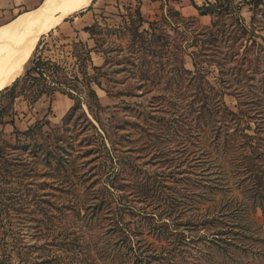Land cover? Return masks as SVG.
<instances>
[{
	"label": "rangeland",
	"instance_id": "1",
	"mask_svg": "<svg viewBox=\"0 0 264 264\" xmlns=\"http://www.w3.org/2000/svg\"><path fill=\"white\" fill-rule=\"evenodd\" d=\"M181 2L140 10L92 0L41 35L27 57L52 62L39 68L58 82L54 92L31 93L45 80L29 64L16 89H6L14 79L0 91L8 264H19L16 243L44 233L78 238L81 264H113L100 247L118 238L114 220L135 223L147 213L194 237L185 252L192 264H264V0H221L216 27ZM168 5L183 21L167 15ZM90 11L94 22L83 26ZM80 27L83 40L74 34ZM174 184L183 194L172 204ZM61 255L52 264H79Z\"/></svg>",
	"mask_w": 264,
	"mask_h": 264
},
{
	"label": "trees",
	"instance_id": "2",
	"mask_svg": "<svg viewBox=\"0 0 264 264\" xmlns=\"http://www.w3.org/2000/svg\"><path fill=\"white\" fill-rule=\"evenodd\" d=\"M190 1L193 6L197 8L199 14L211 16V27L217 26V23L220 21L221 14L226 10V8L223 7V3L220 2L221 0H213V2L208 0L203 6H198L193 0ZM167 10V15L169 14L170 16L176 17L179 22L183 21L179 13L173 7L168 5ZM228 14H230V12ZM235 23L239 24L243 31L247 30L239 15L235 16ZM202 29L206 30L207 33H210L208 30L211 28L203 26ZM48 30H46L43 34H45ZM252 42L255 41L252 40ZM198 53L199 52L192 53L194 58L193 65L195 68L198 67V62L195 60ZM40 62L42 65L52 64L49 59L44 60L40 55L29 58L25 63L29 64L26 67L27 72L34 70L40 79L45 80V89L31 90V93L35 97H39L46 92H52L55 90L54 86L58 83L57 81L51 79L50 75H47L39 68ZM21 79L22 77H18L9 87H6V89L13 91L19 86ZM29 79L37 80V77L30 76ZM89 81H91L90 78L88 80L89 94L92 97H95L96 93L94 89L90 87ZM29 86L32 85L30 84ZM66 93L69 97H73L71 92L67 91ZM172 188L176 190L175 193L167 192V195H170L172 199L171 203L173 204V198H176L179 194H183V192H181L180 189L177 190V186L175 184L172 185ZM154 189H158L159 194H162L161 192H163L160 182H157L154 185ZM153 214L154 215H152V213H147V220L139 219L135 223H123L121 220L116 218L112 225L111 232H115L118 235V238L112 245L104 244L100 247V257L102 260L109 261L110 259L113 264H192L194 259L186 255L185 252L190 253V251L186 250V248L189 244L193 243L195 240L194 237H186L180 232L172 233L166 222L161 220V218L153 220L152 216L156 215L155 213ZM178 214H181V209ZM16 244L19 245V248L16 251L19 264H52L53 262H57L62 257L61 253L64 254V250L67 251V257L69 259L76 258L75 255L83 252L82 250H84L80 246L81 243L78 238L70 237L68 234L67 236L52 235L51 237H48V233H44V237L40 238L38 242L33 241L31 244L27 242H19ZM53 248H56L57 251L61 248L63 249L59 251L60 253H58L53 251ZM77 248H80L81 250L79 249L76 251ZM11 256L12 255L10 253H7V248H4L3 241H0V264H8V260L11 259ZM78 262L81 264L79 260Z\"/></svg>",
	"mask_w": 264,
	"mask_h": 264
},
{
	"label": "bare ground",
	"instance_id": "3",
	"mask_svg": "<svg viewBox=\"0 0 264 264\" xmlns=\"http://www.w3.org/2000/svg\"><path fill=\"white\" fill-rule=\"evenodd\" d=\"M92 0H43L35 9L0 26V91L21 72L40 36ZM22 73V72H21Z\"/></svg>",
	"mask_w": 264,
	"mask_h": 264
},
{
	"label": "crops",
	"instance_id": "4",
	"mask_svg": "<svg viewBox=\"0 0 264 264\" xmlns=\"http://www.w3.org/2000/svg\"><path fill=\"white\" fill-rule=\"evenodd\" d=\"M42 1L43 0H0V26L10 22L11 20H13L22 13L35 9L40 5ZM182 1L183 2H181V4L183 5L185 4V8L190 12L191 15H196V17L198 18L206 17V15L199 14V11L197 10L196 7L193 6V4H191L190 0H182ZM193 1L198 6H202L208 0H193ZM134 2H137L140 5V10H142V6L144 4L155 6L156 0H116V3L118 4L119 7H122V5H133ZM81 20H84L82 22L83 26L90 25L91 23L94 22L93 13L91 11L89 13L88 12L83 13L81 16ZM75 29L76 31L74 32V34L77 37V39L83 40L81 36V33L83 31L82 28L80 27ZM86 40L87 39H84L85 42ZM91 58L93 64L95 65H101L103 63L102 57L97 52H92Z\"/></svg>",
	"mask_w": 264,
	"mask_h": 264
}]
</instances>
